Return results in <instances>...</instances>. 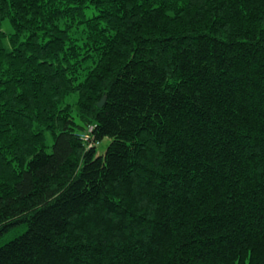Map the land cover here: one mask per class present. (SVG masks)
<instances>
[{"label": "trees", "instance_id": "16d2710c", "mask_svg": "<svg viewBox=\"0 0 264 264\" xmlns=\"http://www.w3.org/2000/svg\"><path fill=\"white\" fill-rule=\"evenodd\" d=\"M0 264H264V0H0Z\"/></svg>", "mask_w": 264, "mask_h": 264}, {"label": "rangeland", "instance_id": "374dc122", "mask_svg": "<svg viewBox=\"0 0 264 264\" xmlns=\"http://www.w3.org/2000/svg\"><path fill=\"white\" fill-rule=\"evenodd\" d=\"M92 15V10H86V16H91ZM2 31L3 32H5V33H7V34H11L12 32H13V30H12V28H11V26H10V24H9V22L8 21H5V22H3V24H2ZM5 46L7 47V48H9V44H8V42H6L5 43ZM110 139L109 138H105V139H103L102 141H101V143L97 146V154H100V155H102V154H104V152L106 151V148H107V146L109 145V143H110ZM22 229H24V228H22ZM13 235V233L12 234H10V235H7V236H5L4 238H3V240H2V242H4V241H6L7 239H9V237L10 236H12Z\"/></svg>", "mask_w": 264, "mask_h": 264}, {"label": "water", "instance_id": "95a60500", "mask_svg": "<svg viewBox=\"0 0 264 264\" xmlns=\"http://www.w3.org/2000/svg\"><path fill=\"white\" fill-rule=\"evenodd\" d=\"M105 99H101V101L98 103V107H102L103 103H104Z\"/></svg>", "mask_w": 264, "mask_h": 264}]
</instances>
